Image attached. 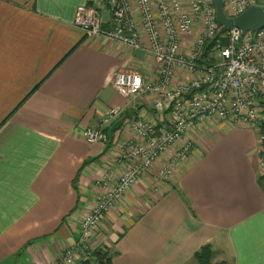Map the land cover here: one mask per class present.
Listing matches in <instances>:
<instances>
[{
	"label": "crops",
	"instance_id": "crops-1",
	"mask_svg": "<svg viewBox=\"0 0 264 264\" xmlns=\"http://www.w3.org/2000/svg\"><path fill=\"white\" fill-rule=\"evenodd\" d=\"M87 1L0 0V264H50L75 243L104 176L127 166L132 121L170 118L153 96L114 87L119 71L154 77L155 62L146 51L87 37L74 24ZM192 75L177 70L176 82ZM116 105L123 113L105 122ZM94 126L108 142L85 140ZM187 137L189 162L164 181L161 156L105 215L91 248L118 251L113 264H199L195 253L210 244L213 263L264 264L256 131L211 120Z\"/></svg>",
	"mask_w": 264,
	"mask_h": 264
},
{
	"label": "built area",
	"instance_id": "built-area-1",
	"mask_svg": "<svg viewBox=\"0 0 264 264\" xmlns=\"http://www.w3.org/2000/svg\"><path fill=\"white\" fill-rule=\"evenodd\" d=\"M224 2L229 16L252 5L264 8V0ZM74 24L89 38L148 52L155 62L154 77L124 70L113 76L112 83L127 97L153 96L154 108L161 113L170 110V118L167 123L142 117L132 121L134 140L121 155L127 166L117 177L104 176L105 189L82 217L77 241L50 264L87 261L94 250L90 238L105 215L154 169L161 156L167 155L156 174L164 181L189 162L195 150L187 136L199 123L217 120L255 130L259 175L264 177V28L245 33L238 28L222 31L213 0H88L78 6ZM209 43L208 59L213 62L207 64L200 59ZM177 70L193 75L178 83ZM123 111L119 105L112 106L105 122ZM83 137L88 143L109 140L101 126L87 127Z\"/></svg>",
	"mask_w": 264,
	"mask_h": 264
},
{
	"label": "water",
	"instance_id": "water-1",
	"mask_svg": "<svg viewBox=\"0 0 264 264\" xmlns=\"http://www.w3.org/2000/svg\"><path fill=\"white\" fill-rule=\"evenodd\" d=\"M213 1L216 10V20L226 31L231 28H238L245 33L264 28V8L262 6L252 5L238 15L229 16L224 9V0ZM101 264L105 263L102 262Z\"/></svg>",
	"mask_w": 264,
	"mask_h": 264
},
{
	"label": "trees",
	"instance_id": "trees-1",
	"mask_svg": "<svg viewBox=\"0 0 264 264\" xmlns=\"http://www.w3.org/2000/svg\"><path fill=\"white\" fill-rule=\"evenodd\" d=\"M222 31H225V29L222 27ZM211 47L212 43L207 44L206 49L204 50L203 57L200 59L201 62L210 64L213 62L212 59H208L209 53L211 52ZM38 87V85H37ZM35 87V88H37ZM35 90V89H33ZM12 114H10L11 116ZM9 118V117H7ZM259 182L264 189V177H260ZM187 203L188 200H187ZM122 237V235L120 236ZM118 251H113V250H104V249H94L92 251V254L90 258L87 261H84L83 264H92L93 262L95 263H102L104 262L105 264H113V257L115 254H117ZM212 247L210 244H207L205 246H202L196 253H195V258L198 261L199 264H226L225 261L219 262V263H213L212 262Z\"/></svg>",
	"mask_w": 264,
	"mask_h": 264
},
{
	"label": "rangeland",
	"instance_id": "rangeland-1",
	"mask_svg": "<svg viewBox=\"0 0 264 264\" xmlns=\"http://www.w3.org/2000/svg\"><path fill=\"white\" fill-rule=\"evenodd\" d=\"M216 54V53H215ZM187 73V72H186ZM197 132H198V129H197V131H196V134H197Z\"/></svg>",
	"mask_w": 264,
	"mask_h": 264
}]
</instances>
